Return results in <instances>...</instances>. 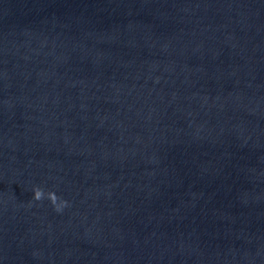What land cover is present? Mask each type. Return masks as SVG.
Wrapping results in <instances>:
<instances>
[{
	"label": "water",
	"instance_id": "water-1",
	"mask_svg": "<svg viewBox=\"0 0 264 264\" xmlns=\"http://www.w3.org/2000/svg\"><path fill=\"white\" fill-rule=\"evenodd\" d=\"M0 264H264V0H0Z\"/></svg>",
	"mask_w": 264,
	"mask_h": 264
},
{
	"label": "clouds",
	"instance_id": "clouds-1",
	"mask_svg": "<svg viewBox=\"0 0 264 264\" xmlns=\"http://www.w3.org/2000/svg\"><path fill=\"white\" fill-rule=\"evenodd\" d=\"M47 195V197L51 200V202L56 205L57 210H62L64 206L67 205V202L64 201L62 204H58L57 201L59 200V197L56 195L55 192H48L47 194L44 192V190L40 187H36L34 189V198L36 200H41Z\"/></svg>",
	"mask_w": 264,
	"mask_h": 264
}]
</instances>
